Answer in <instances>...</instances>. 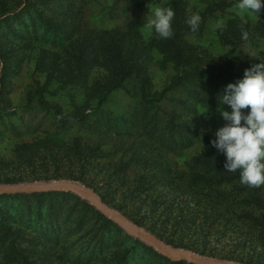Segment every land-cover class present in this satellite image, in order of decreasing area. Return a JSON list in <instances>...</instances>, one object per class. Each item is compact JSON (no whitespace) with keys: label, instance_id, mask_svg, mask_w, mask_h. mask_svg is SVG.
<instances>
[{"label":"rangeland","instance_id":"rangeland-1","mask_svg":"<svg viewBox=\"0 0 264 264\" xmlns=\"http://www.w3.org/2000/svg\"><path fill=\"white\" fill-rule=\"evenodd\" d=\"M237 2L0 0V183L77 181L168 244L264 264V186L241 185L211 145L226 123L219 109L231 111L219 96L264 60V11L242 16ZM157 6L175 12L169 39L146 26ZM119 67L129 73L115 88ZM55 191L0 194V213L17 219L8 241L0 233V264H68L58 259L66 250L100 264L192 262L161 253L80 194Z\"/></svg>","mask_w":264,"mask_h":264},{"label":"clouds","instance_id":"clouds-1","mask_svg":"<svg viewBox=\"0 0 264 264\" xmlns=\"http://www.w3.org/2000/svg\"><path fill=\"white\" fill-rule=\"evenodd\" d=\"M234 8L242 16L259 18L264 11V0H238ZM174 17L171 6H157L146 19V26L160 38L169 39L174 34ZM200 22L198 13H193L186 21L193 32L198 30ZM225 27L223 20L216 23L217 29ZM242 39H249V31L242 32ZM260 61L245 69L243 78L229 83L219 96L220 103L228 105L231 111L219 109L226 123L217 129L216 138L211 141V145L226 156V172H238L240 184L250 188L264 186V60ZM245 109H248L247 114Z\"/></svg>","mask_w":264,"mask_h":264},{"label":"water","instance_id":"water-1","mask_svg":"<svg viewBox=\"0 0 264 264\" xmlns=\"http://www.w3.org/2000/svg\"><path fill=\"white\" fill-rule=\"evenodd\" d=\"M55 190L72 191L80 194L91 201L98 209L113 218L122 225L128 232L146 241L149 245L158 249L161 253L170 256L175 260H189L197 264H243L232 262L215 257L206 256L193 250H185L166 243L156 235L135 225L123 214L106 204L103 199L92 189L80 182L72 180L53 181H30L23 183H0V194L14 193H43Z\"/></svg>","mask_w":264,"mask_h":264},{"label":"trees","instance_id":"trees-1","mask_svg":"<svg viewBox=\"0 0 264 264\" xmlns=\"http://www.w3.org/2000/svg\"><path fill=\"white\" fill-rule=\"evenodd\" d=\"M129 73V69H126L125 67H119V75L117 77V79L115 80L114 83V87H120L121 84L123 83V81L125 80V75H127ZM56 191H51V192H43V193H20L17 194L15 196L18 197H24V198H39L41 196L47 195V194H52ZM66 193V192H64ZM8 195H0V197H6ZM37 204H40L39 202H37ZM27 216L25 220H23V222H27L29 225H31L33 223V217L35 216V209H34V204L30 203L28 204V210H27ZM36 217L38 218V222L39 225H42L43 227H45V222H46V215H44V212L40 209L37 214ZM17 222V219L14 217H9V215H5L0 213V233L2 234V238L1 239H6L7 241L9 240L8 238H10V236L12 235V232H14L12 230V228L9 226V224L11 222ZM54 220L53 219H49V229L53 230L55 229L54 226L55 224H53ZM47 236L51 237L50 232L47 233ZM8 237V238H7ZM61 234H56L55 236H53V242L60 244L61 243ZM101 252V250H100ZM160 256H162L161 254H159ZM164 259L169 261V264H195L192 262H187V261H173L170 258H167L166 256H162ZM59 260H64L65 262H67L68 264H100V260H96V256L91 254L89 257H79V258H75L72 257L71 255H69L66 251H63L61 253V255L58 257ZM101 263H104L101 261ZM123 263L122 261L119 260V264Z\"/></svg>","mask_w":264,"mask_h":264}]
</instances>
